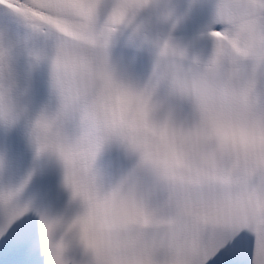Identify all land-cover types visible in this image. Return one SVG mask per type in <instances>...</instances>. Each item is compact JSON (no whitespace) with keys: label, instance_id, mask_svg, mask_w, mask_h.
<instances>
[{"label":"snow or ice","instance_id":"obj_1","mask_svg":"<svg viewBox=\"0 0 264 264\" xmlns=\"http://www.w3.org/2000/svg\"><path fill=\"white\" fill-rule=\"evenodd\" d=\"M0 264H264V0H0Z\"/></svg>","mask_w":264,"mask_h":264}]
</instances>
